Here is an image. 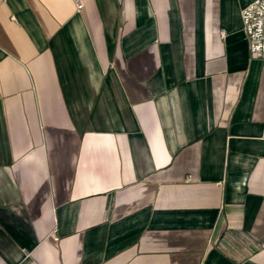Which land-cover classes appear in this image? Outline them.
<instances>
[{
	"label": "crops",
	"instance_id": "crops-1",
	"mask_svg": "<svg viewBox=\"0 0 264 264\" xmlns=\"http://www.w3.org/2000/svg\"><path fill=\"white\" fill-rule=\"evenodd\" d=\"M249 1L0 0V264H264Z\"/></svg>",
	"mask_w": 264,
	"mask_h": 264
},
{
	"label": "built area",
	"instance_id": "built-area-1",
	"mask_svg": "<svg viewBox=\"0 0 264 264\" xmlns=\"http://www.w3.org/2000/svg\"><path fill=\"white\" fill-rule=\"evenodd\" d=\"M74 1L77 9L83 6L82 0ZM239 14L250 54L264 57V0H250L240 8Z\"/></svg>",
	"mask_w": 264,
	"mask_h": 264
}]
</instances>
